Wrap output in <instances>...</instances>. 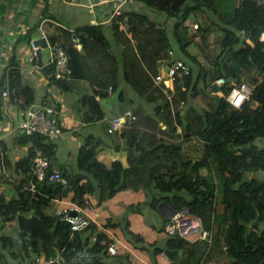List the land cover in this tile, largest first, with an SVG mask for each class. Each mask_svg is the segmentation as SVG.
Listing matches in <instances>:
<instances>
[{"label":"trees","instance_id":"16d2710c","mask_svg":"<svg viewBox=\"0 0 264 264\" xmlns=\"http://www.w3.org/2000/svg\"><path fill=\"white\" fill-rule=\"evenodd\" d=\"M130 1L133 3L123 6L107 24L92 22L74 30L61 29L48 37L66 49L73 69L72 78L86 79L94 88L93 95L82 98L83 105L87 106L85 119L88 122L104 117L96 95L106 98L110 89L119 90L121 75L142 100L155 103L156 115L146 116L141 104L133 110L137 119L121 133L128 145L126 160L118 158L110 166L105 164L97 157L99 140L90 135L79 149L77 173L60 171L62 181L40 183L39 190L34 195L29 193L27 198H24L27 190H21L18 197L10 200L0 196V218L3 219L0 228L5 222L15 220L18 213L38 207L46 227L52 230L55 245L48 246L39 230L19 231L21 254L33 250L35 254L53 255L57 248L65 247V253L72 259L66 264H117L107 257L110 238L98 224L91 222L86 228L72 232L68 222L61 220L58 214H48L45 208L68 193H72L73 201L84 203L86 195H93L102 203L120 191L144 190L151 199L129 206L133 211L140 213L143 207L149 206L160 212L162 201L175 210L188 208L209 230L213 231L215 223L226 225L224 240L228 250L223 252L227 257L223 264H264V42L260 40L264 28V0H239L231 14L219 12L213 0ZM158 11L173 18V43L168 26L151 17ZM192 14L210 23L214 21L223 33L222 50L214 63L215 76H232L233 80L226 81L222 91L227 94L242 82L244 75L251 78L253 94L241 108L233 107L223 95L212 94L205 88L203 92L210 100L202 110L188 105L191 97L199 96L200 80L207 74L197 56L187 49L186 21ZM123 26L129 27L125 32L132 33L133 38L131 43L122 44L121 58L114 47L121 44L119 33ZM202 29L200 22L197 31ZM26 40L30 42L31 34ZM78 43L82 44L81 48ZM175 43L184 53L181 59L191 70L176 78L175 91L168 95L165 82H157L156 76L165 61L178 58L171 57L168 52L177 49ZM193 65H198L199 71L194 70ZM58 81L63 85L67 82ZM7 86L17 89L13 101L24 98L27 105L36 102V87L25 82L16 51L0 74V128L2 90ZM182 102L186 103L184 113L180 108ZM160 114L163 116L159 117ZM178 126L182 132H178ZM193 138L203 141L205 152L196 160H184L182 144ZM20 141L32 143L30 155L19 161L22 166L28 167L36 148H42L50 156L55 154L49 149L51 141L43 136L23 135ZM203 168H207L208 174H202ZM219 199L225 204L221 214L216 212ZM256 218L259 219L255 222ZM128 222L127 228H123L127 237L144 243L146 239L131 230ZM167 222L168 219L164 230ZM108 225H112L111 221ZM87 230L90 233L83 238ZM93 235L95 239L91 244ZM166 236L171 248L184 249L187 264L200 263L208 249V241L191 242L183 236ZM14 240L10 235H0V264H7L5 251L10 250L14 258L18 257V252L13 251ZM81 251L87 255L78 257ZM154 252H162V249L155 248Z\"/></svg>","mask_w":264,"mask_h":264},{"label":"crops","instance_id":"0c3cea01","mask_svg":"<svg viewBox=\"0 0 264 264\" xmlns=\"http://www.w3.org/2000/svg\"><path fill=\"white\" fill-rule=\"evenodd\" d=\"M89 1L99 2L95 0H77L76 2H71V0H0V74L5 64L8 63L13 52L16 51L25 82L33 84L36 87V102L40 104L57 105V107L61 110L60 118L63 124V134L56 140L51 141L53 147L52 149L55 152L51 158L53 161H58L61 168L59 171L62 172L68 170L70 172L77 173L79 171L77 166L79 149L86 142L87 136L90 135H93L97 140H99L97 157L105 164L110 166L113 161L118 158L126 160L128 155V145L126 139L121 135L122 132L108 131L110 126L109 114H105L103 118L95 120L94 122H88L85 119L87 106L83 105L82 98L86 95L91 96L94 94V88L91 83L86 79L72 78L68 81L66 80L67 82L63 85L62 83L59 84V81L55 78H49L48 75L51 70L50 55L49 60H46L44 56L45 48L42 50V63H40L38 56H36L35 59L31 58V41L44 36V33L48 37L49 35L61 32V29L74 30L77 28L79 25H75L78 13L76 7H86ZM113 5L114 3L102 6L99 5V7L97 6L98 8H95V10L97 11L98 16H108L109 12H111L108 7H112ZM195 18L201 21L199 17L197 18L194 14H192L186 21V25H188V32L190 30L193 31L190 23ZM93 20L94 19H92V22ZM210 24V22L206 21L205 18L202 17L201 26L203 29H209ZM193 32L195 33V31ZM212 32L214 33L213 37H216L218 40L223 34L221 30L217 33L215 28L212 29ZM28 34H31L30 42L26 40ZM190 42L191 41L189 40L187 45L188 51L197 56L198 60L204 65L207 72L206 76L200 80L199 88L202 90V88H205L206 86L204 90H208L207 92L221 96L225 95L222 91V86L219 92L211 91V84L218 79L216 76L213 77L211 81H208V67L211 65V60L216 59L219 53L217 52V44H198L200 52L197 53L196 47L189 46ZM175 57L184 58V53L182 52L179 54L177 50L173 55V58ZM162 67L163 65L160 67V71ZM193 67L194 70L199 71L198 65H193ZM253 75L259 78L261 77L256 73ZM244 76L242 78L243 80H245ZM245 81L250 83L248 80ZM174 91V89L171 90V88L168 87V95ZM121 93H123V95ZM104 99L112 105L113 114L117 113L124 107H129L132 110H135L138 104H141L146 110V116L156 115V111L154 109L155 103L152 104L146 100H142L139 94L127 83L123 84L121 90H117L115 92L110 91L109 96ZM189 104H193L202 110L203 105L206 103L199 99V97H191L188 101V105ZM185 107L186 103L182 102L180 108L183 109V113ZM162 116L163 115L160 114L159 117ZM2 124L7 126V122H2ZM160 124L163 128H166L163 120H160ZM178 132H182V128L180 126H178ZM0 134H3L2 141L0 142V196L4 197L6 200H10L18 197L21 190H27L24 198H27L29 193L34 195V192H31L27 188L30 176L28 174L32 163L31 157L28 167L27 165L22 166L19 164V161L26 159L30 155L32 143L29 142L26 144L21 142L20 138L23 135L9 133L6 131L5 127L0 130ZM160 136L173 139L171 136ZM184 152L188 153L190 157L195 155L198 159L205 152L203 141L199 138H193L192 140L183 143L181 152L183 159ZM202 174H208L207 168L202 169ZM250 175H254L253 172L250 173ZM262 175L264 176V173H262ZM142 191L144 190L135 191L130 189L129 191H125L124 198L126 201L124 204L127 202L126 206H130L132 204H136L137 202H142V200L146 199V196H144L146 194H143ZM139 196L142 197V199L136 201L135 198ZM91 198L96 206L92 212V218L94 219L92 222L98 224L100 229L105 230L110 238V242L115 241L119 246L118 254L112 256L110 260L116 262L117 264H187V261L184 258V249H182V253L177 254L172 260L164 253V249L166 247H170L167 245V236H164L163 240L151 237L149 240L146 239L144 243L142 241L131 240L128 237H125L126 231H124L123 228H127V221H123L122 217L115 215L102 216L104 213L102 207L106 206L110 199L100 203L97 196L95 197L91 195ZM70 201H73L72 193H68L64 197L55 200V202L61 203L58 210L68 205ZM163 208H165L167 213L170 212L167 205L164 204ZM32 211H29L26 214L30 215ZM224 211L225 204L219 199L216 204V212L221 214ZM132 212H134L133 216L135 219H137L136 217H139L140 214H142L141 217L144 216L143 211L140 213L135 211ZM160 214L165 218V220H167L168 217L165 216L162 211H160ZM141 217L140 220H142ZM127 220L129 221V228L134 232H137L134 227L133 219L128 217ZM109 221L112 223L111 226L108 225ZM2 222L3 219L0 218V224ZM136 222L138 223L137 220H135V223ZM213 228V240L211 243L208 242L210 246L208 245V249L204 253L202 260H215L217 264H223L227 258L223 253L224 246L226 245L224 239L227 227L226 225L215 223ZM19 231L20 230L16 221H7L5 222V225L0 228V235L5 234L12 236L16 239L14 240L16 246L21 242L18 235ZM89 233V230L85 231L83 233V238L89 235ZM93 239H95V235L91 238V244L94 241ZM197 241L206 240H194L191 242ZM143 244L146 247L143 248L141 246ZM155 248H161L162 252H154ZM20 250L21 247H19L17 258H14L11 254V256L8 255V251H5V253H7V264L30 263L35 255V252L29 251V254L23 253L25 255L24 257ZM13 251L16 252L15 247ZM33 252L34 255H32Z\"/></svg>","mask_w":264,"mask_h":264},{"label":"built area","instance_id":"2783aa9c","mask_svg":"<svg viewBox=\"0 0 264 264\" xmlns=\"http://www.w3.org/2000/svg\"><path fill=\"white\" fill-rule=\"evenodd\" d=\"M77 0H71L76 2ZM122 1V2H121ZM126 0H106L102 4V1L94 2L89 1L88 7L92 9L98 5H106L114 3V7L110 10L109 15L105 19H94L93 23L111 22L112 17L118 13L121 5ZM101 5V6H102ZM200 20L194 19L190 26L193 31H197L200 28ZM245 34V32H242ZM46 39L47 35L43 34ZM260 40L264 42V28L260 33ZM252 44L250 38L247 39ZM48 48L50 55L51 70L49 72V78H55L56 80H69L72 78L73 69L71 65L70 57L66 49L58 42H51L48 39ZM79 48V47H78ZM37 46L31 41L30 53L31 58L35 59ZM169 55L173 57L174 50L170 49ZM8 63L5 64L7 66ZM190 65L183 59L177 58L174 60H167L163 64L160 73L156 76L157 82H165L166 90L168 87L171 90L174 89V83L178 76L190 73ZM218 86H221L226 82L225 77L218 78L216 80ZM253 85L249 82L242 80L241 83L232 87V89L225 95L226 100L235 108H241L242 105L251 98L253 94ZM17 91L16 88L5 87L2 90L1 98V122H7V126L1 125L6 128L9 133L24 134V135H40L48 140H56L63 134V124L61 121V110L57 105L52 104H40L32 103L27 105L24 98H19L13 103V95ZM111 91V89H110ZM212 91V90H211ZM98 100V108L105 114H109L110 126L109 132L119 131L128 126L131 122L137 119V114L129 107L121 108L117 113H112V105L106 101L100 95H96ZM18 112V119L13 116L14 111ZM0 129V130H1ZM3 138V134H0V142ZM51 157L41 148H36L34 155L32 156L31 163V176L29 188L33 191L37 190L38 183H54L63 180V176L60 171H53L49 174L51 168ZM96 208L90 195H86L84 203L77 201H70L68 205L60 208L57 211L61 220L68 222L71 226L72 232L82 230L86 228L94 219L92 218V212ZM165 231L169 235H177L188 238L191 241L194 240H206L209 243L213 240V231L203 226L202 220L196 214L190 212L188 208H182L175 210L169 217L167 224L165 225ZM75 248H73L74 250ZM227 245L224 246V251L227 252ZM66 248H57L55 254L46 255L45 253L36 254L29 264H66L67 260H72L65 253ZM119 252V246L117 242L112 241L107 246V254L109 256L116 255ZM78 256H86L83 251L78 253ZM199 264H217L215 260H202Z\"/></svg>","mask_w":264,"mask_h":264},{"label":"rangeland","instance_id":"374dc122","mask_svg":"<svg viewBox=\"0 0 264 264\" xmlns=\"http://www.w3.org/2000/svg\"><path fill=\"white\" fill-rule=\"evenodd\" d=\"M95 1H102V4L106 2V0H95ZM213 2L216 4L218 9H220L219 12H222L223 14H231L237 8V6L239 4V0H213ZM132 3H133L132 1L126 0V2L121 5V7L129 6V4H132ZM98 7H99V5H98ZM98 7L95 6V8H98ZM95 8L92 9L91 7H88V6L76 7V10L78 13H77V19H76L75 25L80 26L81 24H83V25L84 24L85 25L90 24V23H92V19L96 18L98 20H101V19H104L106 17V16H103V17L98 16ZM108 8H110V10H111L113 7H108ZM151 17L152 18L154 17V19H156L160 24L168 26V33H169L171 41L173 43L174 42L173 41V39H174V37H173V31H174V29H173V18H170L167 15V13L162 12V11H158V12L153 13ZM198 17L201 19V22H202V18L200 16H198ZM214 23H215L214 21L211 22V24L209 25V29L204 28V29L199 30L195 33L191 30L188 32L187 39H188V41L189 40L191 41L189 46L196 47L197 53L200 52V47L198 46V44H202V45L204 44L205 45V44H209V43L217 44V48H218L217 52H219V53L221 52V50H222L221 40H220L221 38L218 40V39H216V37H213L214 33L212 32V29L215 28L217 33L220 31L217 28L216 24H214ZM125 28L128 29L129 27L123 26L120 33H119V40L121 41V44L115 45V47H114L116 53H119L121 55V58H122V52H123V45L122 44H125L126 41L131 43L132 38H133L132 33L127 34L125 32V30H126ZM174 45L177 48L176 50L173 48L174 51L176 52L178 50L179 54H181L182 51H181L180 47L178 46V44L175 43ZM202 55H204V54H202ZM44 56H45L46 60H49V49L48 48H45ZM215 61H216V59H212L211 63H210L211 65L208 67L209 68V70H208V74H209L208 81H211V79L213 77H215V70H214ZM120 77H121V79H120L119 90H121L123 84H125V79H124L123 75H121ZM244 79L251 81V78L248 75L244 76ZM205 88H206V86H205ZM199 93H200V96H198L199 99L203 100L205 103H208L210 97L205 96V94L203 92V88H202V90L201 89L199 90ZM13 116L16 119H18V112L16 110L14 111ZM50 148L51 149L53 148L52 144L49 145V149ZM189 157L190 156L188 155V153L184 152V160H186ZM190 158L193 160L197 159L195 155H193V157H190ZM129 190L130 189L124 190L122 192H119L114 198H109L110 200H109L108 204L106 206L102 207V209L104 211L102 216H104V215H111V216L113 215L114 216L115 215V216L122 217L123 221H127L128 217H131L133 219V223H134V227H135L136 231L139 232L142 236H144L145 239L149 240L152 237V238H157L158 240H163L164 236H166V232L163 229L164 224L166 223L165 218L160 214V212L157 209H152L149 206H145V207H143V210H142L144 216L141 217L142 214H140L139 217H136L137 219H135L133 216L134 212H132L133 211L132 207L126 206L127 202L124 204V202L126 201V199L124 198V196H125L124 192L129 191ZM142 193L147 194V191H142ZM144 196H146L147 200L151 199L149 196L147 197V195H144ZM135 199H136V201H138V200H141L142 197L139 196ZM60 205H61L60 202L53 201L49 207L45 208V211L48 214H56ZM140 217L142 218L143 221L140 220ZM135 220H137L138 223L137 222L135 223ZM127 235L128 234L126 231L125 237H127ZM28 240H30L29 237H28ZM19 247H20V244H17L15 246L16 252L19 251ZM31 251H33V250H31ZM7 253H8V255H10V250H8ZM32 255H34V252L32 253Z\"/></svg>","mask_w":264,"mask_h":264},{"label":"water","instance_id":"95a60500","mask_svg":"<svg viewBox=\"0 0 264 264\" xmlns=\"http://www.w3.org/2000/svg\"><path fill=\"white\" fill-rule=\"evenodd\" d=\"M14 35V34H12ZM243 35V34H242ZM74 38L76 41H79V38L77 35H74ZM33 43L37 46L36 49V53L38 56V59L40 61V63H42V56H43V48H46L48 46V42L47 39L42 36V37H38L36 38ZM78 47L81 48L82 44L78 43ZM227 82L233 80L232 76H229L227 78H225ZM211 90L213 92H219L220 91V87L218 86V83L215 81L211 84ZM60 165L58 164L57 160L53 161V167L49 170V174L52 173L55 170H59ZM167 205L170 209V212L167 213L165 208H163V205ZM159 208L161 209V211L165 214V216L170 217V215L172 213H174L175 209L172 208V206H170L168 203H166L165 201H162L159 204ZM259 218H256L255 222L258 221ZM16 222L17 225L19 227V230L24 231V232H28V233H33L35 230H39L46 243L48 244V246L52 247L55 244V238L52 234V230L47 228L43 219L40 216V211L38 209V207H35L33 209V212L28 215L26 213H18L17 217H16ZM254 222V223H255ZM182 249L179 248H171V247H166L164 249L165 254L168 256L169 259H173L177 254L182 253Z\"/></svg>","mask_w":264,"mask_h":264},{"label":"clouds","instance_id":"9594fccd","mask_svg":"<svg viewBox=\"0 0 264 264\" xmlns=\"http://www.w3.org/2000/svg\"><path fill=\"white\" fill-rule=\"evenodd\" d=\"M51 66V65H50ZM5 67V66H4ZM53 78V77H52ZM72 79V78H71ZM70 80V79H69ZM68 81V80H67ZM213 92V91H212ZM16 101H13V103H15ZM34 103H37V102H34ZM105 114V113H104ZM1 125H2V122H1ZM126 128V127H125ZM1 129V128H0ZM123 131V130H122ZM22 135H24V134H22ZM29 136H31V135H29ZM46 139V138H45ZM46 140H48V139H46ZM2 141V140H1ZM48 141H53V140H48ZM42 149V148H41ZM34 152H35V150H34ZM46 152V151H45ZM48 154V153H47ZM34 155V154H33ZM49 155V154H48ZM50 156V155H49ZM51 157V156H50ZM52 159V158H51ZM31 160H32V158H31ZM52 165H53V159H52V164H51V168H52ZM50 168V169H51ZM55 171H57V170H55ZM59 171V170H58ZM31 174V169H29V174L28 175H30ZM31 176V175H30ZM30 176H29V182H30ZM38 184H40V183H38ZM38 184H37V186H38ZM42 184V183H41ZM45 184V183H44ZM29 185H30V183H29ZM29 185L27 186V188L31 191V192H34V194L37 192V190H39V189H37L36 191H33L32 189H30L29 188ZM33 212V211H32ZM57 214V213H56ZM17 217V216H16ZM168 220H169V217L167 218ZM12 221H16V219L15 220H12ZM11 221V222H12ZM17 223V222H16ZM21 231V230H20ZM188 239V238H187ZM189 240V239H188ZM189 241H191V240H189ZM111 242H109L108 244H110ZM108 244H107V246H108ZM55 245V244H54ZM83 252V251H82ZM85 252V251H84ZM41 253H44V252H41ZM86 253V252H85ZM165 253V252H164ZM106 254H107V249H106ZM118 254V253H117ZM116 254V255H117ZM36 255V254H35ZM34 255V256H35ZM86 255H87V253H86ZM113 256H115V255H113ZM79 257V256H78ZM82 257V256H81ZM107 257H108V259H109V261H110V258L112 257V256H109L108 254H107ZM33 259V258H32ZM112 261V260H111Z\"/></svg>","mask_w":264,"mask_h":264}]
</instances>
